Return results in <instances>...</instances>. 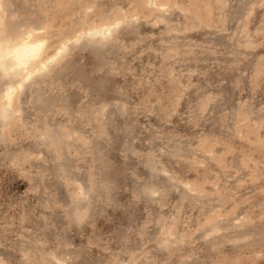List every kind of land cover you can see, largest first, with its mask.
Here are the masks:
<instances>
[{
    "label": "clouds",
    "instance_id": "clouds-1",
    "mask_svg": "<svg viewBox=\"0 0 264 264\" xmlns=\"http://www.w3.org/2000/svg\"><path fill=\"white\" fill-rule=\"evenodd\" d=\"M31 7V14L15 15L12 0H0V209L4 202L19 207L16 202L28 192L41 201L48 196L53 204L47 227L41 229L27 208L9 237L0 233V264H129L130 255L158 244L157 233L146 235L142 227L148 214L155 215V205L182 188L184 195H205L203 186L187 183L173 163L205 167L195 159L200 149L185 145L181 151L175 146L180 140L155 136L135 149L130 142L126 147L113 127L116 111L103 107L112 104L108 88L131 71L129 58L136 59L145 37L158 36L156 54L179 62L183 32L172 17L183 5L32 0ZM258 8L264 0H246L240 23ZM144 51L156 49L149 45ZM102 111L106 131L97 134V124L86 123ZM68 127L77 135H67ZM243 226L242 220H212L202 239ZM183 243V237L166 231L159 246Z\"/></svg>",
    "mask_w": 264,
    "mask_h": 264
},
{
    "label": "rangeland",
    "instance_id": "rangeland-1",
    "mask_svg": "<svg viewBox=\"0 0 264 264\" xmlns=\"http://www.w3.org/2000/svg\"><path fill=\"white\" fill-rule=\"evenodd\" d=\"M180 3L183 7L172 17L183 32L179 62L156 54L158 36L145 37L146 43L136 47V59L129 58L131 71L108 88L112 104L103 107L116 111L113 127L126 147L130 142L135 149L155 136L180 140L175 146L181 151L185 145L200 149L195 159L205 167L173 163L187 183L202 185L205 195H184L182 188L155 205V215L148 214L142 227L146 235L157 233L158 244L130 255L129 264H264V36L259 35L264 8L241 24L246 0ZM12 4L15 15L33 11L32 0ZM149 45L156 51L142 53ZM105 119L106 111L94 113L86 126L95 123L97 134H103ZM65 132L77 135L71 127ZM16 204L4 202L0 209V233L9 237L27 208L41 229L47 227L53 204L48 196L41 201L36 192H28ZM212 220H242L244 226L204 241ZM25 227L31 230L32 225ZM166 231L183 237V245L160 247ZM245 236L251 239L241 243Z\"/></svg>",
    "mask_w": 264,
    "mask_h": 264
},
{
    "label": "bare ground",
    "instance_id": "bare-ground-1",
    "mask_svg": "<svg viewBox=\"0 0 264 264\" xmlns=\"http://www.w3.org/2000/svg\"><path fill=\"white\" fill-rule=\"evenodd\" d=\"M101 33H97L96 35H100Z\"/></svg>",
    "mask_w": 264,
    "mask_h": 264
}]
</instances>
